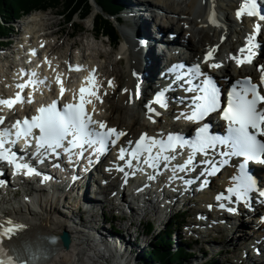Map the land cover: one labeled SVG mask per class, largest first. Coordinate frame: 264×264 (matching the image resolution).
<instances>
[{
	"label": "bare ground",
	"instance_id": "obj_1",
	"mask_svg": "<svg viewBox=\"0 0 264 264\" xmlns=\"http://www.w3.org/2000/svg\"><path fill=\"white\" fill-rule=\"evenodd\" d=\"M199 1L200 0L183 1V4H186L185 8L175 2L166 4L167 19H170L171 16L177 19V27H174V33L178 36V40L183 39L184 42L187 43V46L192 51L194 59L213 47H216L217 51L220 50L219 56L221 51L224 50L225 47L228 48L229 45L230 49L225 52L223 56L224 61L222 62L225 65L223 69L225 75H234L237 78L245 76L256 77V75L251 73L249 67L238 68L230 58V53L232 56L243 58L241 54L239 56L240 46L238 47V44L242 46L248 45V37L257 35L254 30L255 22L252 17L243 16L237 19L235 15L240 4L243 3V0H203V2L206 3L202 17L193 18L194 11ZM152 6L153 5H149L143 1L133 2L128 6H124L122 14L126 20L131 23V34L136 37V41L133 45H131L127 39L123 38L124 46L119 51L121 55H123L125 54L124 51L126 46L132 47L133 49L130 57L125 56L128 60V74L126 75L120 69L112 70L109 77L105 78L102 76L101 78V87H105V92H109L106 95L107 100L115 97L120 91L122 93H120L118 100L112 102L109 107L106 106V110L98 105L97 113L99 116H102V121L108 122L110 126L128 133L124 139L125 142L133 140L140 132L155 133L161 132L164 129L171 131L181 126V124L166 120L164 116L149 113L145 108V104L152 101L151 94L156 88V83L160 81L159 75L162 73L161 48L171 41L169 34L172 31V27H170L169 24L161 23L162 20L160 21L156 17L151 16L150 18L149 13H151L150 8ZM213 6H215V17L221 25V30H219L216 24L210 22L209 17L212 15ZM218 8L220 9L219 14L222 19L217 15ZM32 19L33 27L30 28L31 31L26 33L25 37L28 39L32 35H35L36 39L33 42L29 41L27 45L40 48L45 46L46 51L49 53L47 61H50V65L53 66L51 68L52 74L59 73V68H63L64 71L68 73L69 69L67 67L69 65L74 66L72 64V58H74V56L72 55L64 59L66 60L65 62L68 63L65 64L63 62L64 57H59L56 49L61 39L60 34L63 30H52V25L50 26V23H48L50 19H48V16L44 13L34 14ZM182 23L185 25L188 24L198 31L194 37L188 36L189 30H186L185 25H182ZM30 26H28V28ZM207 26L211 28L213 32V37L210 40L207 33L201 35L204 27ZM233 32L237 34V37L230 43V41H232L231 37L233 36ZM93 35L94 37L98 36L96 32H94ZM68 37H73V32H70ZM124 39L127 41L126 43ZM261 39L264 41V36H261ZM74 45L80 50V57L84 59L81 65L83 69L89 66H91L92 69L95 67H98L99 70L101 69L96 61L89 60L91 56L89 59L88 56L83 57L82 52H85L83 50L85 49L84 47L83 49L79 48L78 43H74ZM25 47L26 46H24L23 49L26 51ZM92 49L93 48H91V50ZM262 52L264 53V46H262ZM99 54L103 56V53ZM100 55L97 57L100 58ZM190 60H192V58H190ZM116 61L117 64L123 63L122 59ZM108 67L109 65H107V68ZM134 72L136 73L135 76L133 75ZM12 74L13 75L10 76L11 82H7L9 89L13 88L16 78L20 77L18 72L13 71ZM259 75L260 74L257 75V78ZM102 80L106 82V85L103 84ZM109 80L113 82V87L108 86ZM52 85L55 86V83L52 82ZM123 89H129L130 92H123ZM137 90L139 91V97L136 95ZM43 98L44 96H41V99ZM152 106L157 112L160 111L154 104ZM122 114H126V116H122ZM149 115L152 116V120L148 119ZM176 116L178 115H174L172 118L174 119ZM261 171L264 173V169H261ZM119 176L120 175L116 173H106V178L110 180L112 184L108 188L101 186V190L96 196H93L90 190L95 179V176H93L91 182L87 183V186L83 187V190H79L77 204H73L70 196H67L65 199L59 198V200H53L55 197V190L53 189L54 183L51 185L53 192L49 193L47 198H44L38 191L27 190L23 192L21 196L23 199L17 202L15 200V204H12L11 193H13L15 188H11L8 193L1 195L0 209L3 211L0 210V214L3 212L8 216L17 218L19 224L24 225L25 228L20 231L16 237H13L12 241H8V244L17 248H22L27 244L31 252L39 253L43 257L44 255L49 256L47 260L38 262L37 264H102L100 262L102 259H100V256L97 258L96 252L114 254V258L119 261V264H139L141 261L137 260H139L141 254L144 253V249H142L144 247L140 239H147L144 236L147 231L143 225L145 222L153 219L159 223V226H162L168 213L171 214L173 211L170 209L171 206L169 207V205L165 204L164 211L170 210L160 219L157 218L156 212H158V210L153 205L138 204L136 202V205H129V214L123 216L121 219L106 217L104 215L105 211L119 210V207L114 205L115 198L112 196L114 191L120 190V184L117 183V178H119ZM76 187L75 185L74 188ZM209 194V191L206 192L204 198H212V196L209 197ZM146 196H150V193H146ZM32 199H34V203H32ZM192 202L194 201L187 200L185 203L180 204V207L187 208L191 212L197 211L196 215L200 212L203 213L202 209L204 208L200 206H195L196 209L192 208ZM196 204L199 205L198 203ZM260 209H263V207L260 206L257 210ZM259 213H261V211L254 212L255 216L258 215L256 218H252V215H248L247 219H244L245 216H239V220L237 221L238 224L235 228L219 226L221 229L220 233L226 234L227 232V239L225 235L222 236V239H226V246L231 247H236L239 238V242H242L252 231L253 234L255 233L254 237L256 239L254 240L253 247L248 248L249 251L246 255L248 259L246 261L247 264H264V256L261 254L264 253V248L260 250L262 244H264V240L262 239L264 238V223L261 222L262 215ZM225 216L226 219H230L228 214H225ZM197 221L198 220H196V224H198ZM116 222L117 224H115ZM108 224L110 226H108ZM69 226H75L76 230L85 235L82 236L78 234V237L72 240L69 249H64L61 244H50L48 241L49 237L52 235H59V233L65 229L69 231ZM215 228L216 227H213V229ZM134 229L136 230L134 231ZM209 229L211 230L212 228L209 227ZM231 230L235 235L233 237L231 236ZM118 231L121 232L119 233ZM208 235L214 237L210 244L207 243V251L212 254L218 249L216 247L218 235H214L213 232H209ZM179 239L180 236L177 234L174 239L176 244L180 242ZM202 239H204V237H202ZM189 243L192 244L194 242L190 240ZM202 243H204V241ZM95 244H100V246H96ZM225 244L223 243V246H225ZM249 244L251 243H247V246ZM147 247L148 246H145V248ZM222 252L223 250H218V254L211 257L222 256L224 254ZM225 252L227 253V251ZM110 254H106V258L110 259L112 264H117ZM202 258L199 257L197 260ZM107 263L109 264L108 261Z\"/></svg>",
	"mask_w": 264,
	"mask_h": 264
},
{
	"label": "snow or ice",
	"instance_id": "obj_2",
	"mask_svg": "<svg viewBox=\"0 0 264 264\" xmlns=\"http://www.w3.org/2000/svg\"><path fill=\"white\" fill-rule=\"evenodd\" d=\"M237 19L243 16L258 17L260 21L264 22V14H262L261 7L258 0H243L239 9L235 13ZM210 22L218 24L215 17V6H213L212 15L209 17ZM255 33L264 36V29L260 23L255 24ZM257 35L248 37L247 49H240V52H249L245 59H239L236 56L230 57L235 60L238 65L243 63H252V57L255 53L252 49L264 45L256 44ZM43 46V45H42ZM217 51L213 47L205 54L202 64H206L209 69L220 68L221 63H210L214 59V53ZM31 55H36L35 50ZM45 61L51 64L50 61ZM201 63H197L189 67L182 75L175 77L176 81H182L185 92L202 93L191 98L193 110L191 114L185 115L181 113L185 119L189 121H201L208 117L211 113L219 111L222 119L227 122V136H220L211 134L209 123H204L201 127L196 129V137L194 140H188L178 134H169L165 139H156L148 136L147 133L142 134L135 146L129 150L125 147H120L118 151V159L125 161L127 168H133V161L138 163L141 157L147 153L143 159V163L152 169H157L161 161L166 162L164 167H168L172 161L177 159L179 153L176 152L177 147L183 148L188 146L192 149V154L183 163H178L172 166L173 175L170 180L183 179L177 175L181 172H190L195 169L197 163L205 165L202 175H214L217 171L218 165L211 156L218 150V146H225L229 149L227 152H221L223 156L243 157L244 163L239 164V174L232 177L235 182L232 187L227 189V195L223 193L217 195V201H225L226 203H219L221 209H225L226 205L235 204L237 202H248L250 194L258 195L264 198V190L257 191V185L253 177L246 171L247 162L264 163V94L258 90V85L252 83L251 79L243 82V92H238L236 88L232 89V95L227 99L225 107H221L220 92L216 88L211 77L202 71ZM39 67V66H38ZM183 65L173 66L172 71L177 72ZM261 72L260 84L264 85V65H257ZM70 71H81L82 66L69 65ZM96 69H92L88 76L84 78L77 94L73 95V102L63 103L58 106L59 101L53 100L47 106H41L36 109L37 115L30 119L25 118L23 121L17 119L11 127L0 128V165L12 166L13 176L23 173L26 176L36 175L42 176L43 181L51 179V177L43 175L33 165L26 162L28 155L27 149L32 147L33 140L35 141V152L39 163H44L49 158H59L62 154H67L70 161L73 157L77 159H89L91 153L100 154L105 152L109 145H116L121 137L127 135L123 131H118L114 127H108L106 122L97 121L93 118L96 112L93 98L100 103H103L100 95L101 85L96 78ZM19 75L23 79H27L23 83L16 84L17 91L12 98H0V108L6 106L12 111L17 104L25 102L24 90L31 89L32 92L39 89L40 85L49 87L48 77L41 78L36 71L20 70ZM135 76L136 73L134 72ZM62 74H57L55 82L59 87V99L63 100L66 94V87L64 81L61 79ZM205 77L199 83L194 81L199 80L200 77ZM185 77H188L185 79ZM108 86L113 87V82L108 81ZM123 92H130L129 89H123ZM251 94V99L248 94ZM107 95V93H104ZM139 97V91L136 93ZM184 98H181L183 102ZM33 102V96L30 93L27 96V103ZM93 105L92 113L87 110L88 105ZM153 104L160 107H167L165 92L161 91L156 94L152 101L145 104V108L149 113L159 115V112L152 106ZM258 105L260 106L258 108ZM178 119L180 117H177ZM7 117L0 115V125H5ZM152 120V116H148ZM155 122V121H153ZM14 130V131H13ZM34 130H38V135ZM259 137V138H258ZM24 141V147L19 149V153L14 149L19 142ZM133 142L128 141L131 145ZM159 149L153 154V149ZM79 150V151H77ZM174 153L171 155L165 153ZM20 153H23L21 155ZM85 153H89L86 156ZM203 154L205 159L197 161L195 159L197 154ZM126 156L128 159L126 160ZM91 162V160H90ZM58 167V164H54ZM125 166H117V170L124 173L125 178L130 175L125 171ZM143 171V169H140ZM132 175L135 172L131 173ZM150 180L156 179L154 175H149ZM125 179V182H126ZM186 184H191L192 180H185ZM9 183L6 178V171L4 167H0V187L6 186ZM203 186V184L201 185ZM212 207L211 205L209 206ZM230 212L237 211L234 207H227ZM25 228L24 225L18 224L10 218L0 220V264H36L37 256L26 244L22 248L9 245L7 241H12L20 231Z\"/></svg>",
	"mask_w": 264,
	"mask_h": 264
},
{
	"label": "rangeland",
	"instance_id": "obj_3",
	"mask_svg": "<svg viewBox=\"0 0 264 264\" xmlns=\"http://www.w3.org/2000/svg\"><path fill=\"white\" fill-rule=\"evenodd\" d=\"M117 1L119 3H122V4L124 3V6H126V5L128 6L130 3L139 2V1H143V2H146L147 4L153 5L156 8V10L154 11V15L160 21L162 20L161 23L169 24L170 27H172L171 28L172 31L170 34H174V31H175L174 27L175 28L177 27L176 19L173 16H171L170 19L169 18L167 19L166 17H163L164 19H162V17L160 18L159 12L162 11V13L164 14L165 12H167L166 8H165V6H167L166 4H172L174 2L176 4H179L183 8L186 7V4L185 3L183 4V1H186V0H179L180 3L178 2V0H117ZM201 1L202 0L199 1V4L194 11V14H193L194 17L193 18L202 17V15H203L206 2H204V4H202ZM91 3L93 5V11H92L93 13H92V15H90L88 17L87 20H84V21L80 20V18H79L80 15H79L73 21L67 22V17L64 15H61V13L64 11L63 8L49 9L47 11H35L31 15L23 18L20 21H15V20L11 21L8 23V27H10V26L14 27L15 32L19 33V35L11 34V37H13L15 40L21 41V37L23 35H25L27 31H31L30 28L33 27L32 16L34 14H37V13H44L48 16V19H50L49 20L50 22L48 21V23H50V26L52 25L51 26L52 30H58V29L63 30V32L60 34L61 39H60L58 45L56 46L57 54L59 57H64L63 60L68 58L69 56H72V55L75 56V54L76 55L79 54L78 50H76V46L74 45V43H78L79 48H82V49H83V47L85 48V49H83L85 52H82L83 57L88 56V59H89L91 56V58L89 60L90 61L91 60L96 61L97 64H99V66L101 67L100 71H101L102 76H108L112 70H119V69L122 70L127 75L128 70H129L128 69V60L125 59L122 64L116 63L117 62L116 60L121 55V53L119 51L123 48V45L120 44L116 49H112V47H110V45H109V40L107 38L102 37L97 42L93 41L92 36H94V35L92 34V28H93L92 18H93L94 14H96V15L101 14L102 9L99 8V6L94 2V0H91ZM160 7H162V8H160ZM116 12L117 11H115L114 13H112V12H108V13L113 15V17H117V16H119L120 13L119 12L116 13ZM111 19H112L113 23L119 28L120 26L115 23V19L114 18H111ZM121 20L125 21V17L123 15H122ZM128 23L130 25L127 23L121 25V28L126 30V34L131 30L130 29L131 23L130 22H128ZM182 25H185V24L182 23ZM28 26H30V27L28 28ZM185 29L189 30L188 36L194 37L195 34L198 32L196 29H193L188 24L185 25ZM201 29H202V27H201ZM70 32L71 33L73 32V34L76 33L73 38L68 37V34ZM204 33L208 34L209 40L212 39L213 32H212L211 28H209L208 26L204 27V30L201 32V35ZM235 38H236V36L233 34V36L231 37L232 41H230V43L233 42V40ZM8 41H9L8 39H6L4 41L5 45H7L6 48L0 49V53H2V55H0L1 56L0 57V93H3L6 89H8L7 82L11 81L10 76L13 73L12 70H15V68H16L15 66H17L16 63L15 64L13 63V60L11 57L6 58V56H4V55H8L10 53H11V55H15V57L17 56L16 55L17 49L13 45L12 46L8 45ZM122 41H123V38L121 36V42ZM91 48H93V49L91 50ZM229 49H230L229 45H228V48L227 47L224 48L225 51H227ZM99 53H101V54L103 53L102 54L103 56H101ZM99 55L101 56L100 58H98ZM64 61H66V60H64ZM234 61H233V63H234ZM16 62H18V59H16ZM107 65H109L108 68H107ZM11 67H12V70H11ZM104 93H109V92L106 91ZM120 93H122V92L120 91L115 97L110 98L109 100H106L104 102V110H106V108L109 107L112 102L119 99ZM122 116H126V114H122ZM20 199H23V198L20 197ZM196 206H198V205H196ZM196 212L197 211L186 212V213H184L183 217H180L181 219H179V220H183V218H184L185 223L190 222V223L196 224V220H197ZM257 216H255V218ZM115 224H117V222ZM108 226H110V225L108 224ZM162 227L164 228L165 226L163 225ZM114 230H115V228H114ZM135 230L136 229H134V231ZM141 231H142V228H141ZM177 231H178V234L181 233L180 239H179L180 243H178L179 245L181 244L185 247L186 243L189 240H194L193 237L188 238L189 234L185 233V230L183 227ZM177 231H175L174 234L172 235L173 239H175ZM226 234H227V232H226ZM144 236L147 239H140V242L142 243V246L144 247V248H142V249H144V253L141 254V258H139V260H137V261H141L139 264H144V260L147 257L145 252L148 251L149 249H151L154 246L156 240H158L157 236L154 232L152 233V235L150 237L145 232ZM231 236L232 237L235 236L233 234L232 230H231ZM249 238H250V236L248 235L247 237H245L242 240V242H237L236 247L226 246L225 243H224L225 246H223V243L221 241H217L218 245L216 247L219 249H222L224 252L227 251V253L225 252L222 256L213 258L212 263L213 264H232L233 261L236 260V258L242 257L241 255H243L244 253L247 254L249 250L247 249V247H245L244 243L248 242ZM204 239H205L204 243L206 241L212 240V238L209 236L208 237L204 236ZM192 245L193 246L191 249L193 252L197 253V255L194 254V257L187 259L185 264H206V262H207L206 260H208V259L210 260L209 255L206 256V258L203 257L204 256L203 253L205 251H207V247L202 246L201 243H199L197 245L192 243ZM145 246H148V247L145 248ZM172 248H173V250H175L176 247L173 246ZM188 250H189V252H191L190 249H188ZM206 255H207V253H206ZM199 257L200 258L203 257V258L197 260ZM146 261H148V260L146 259ZM100 262L102 264H106L104 261H100Z\"/></svg>",
	"mask_w": 264,
	"mask_h": 264
},
{
	"label": "trees",
	"instance_id": "obj_4",
	"mask_svg": "<svg viewBox=\"0 0 264 264\" xmlns=\"http://www.w3.org/2000/svg\"><path fill=\"white\" fill-rule=\"evenodd\" d=\"M95 1L106 13H114L119 8L117 0ZM57 8L64 9L61 15L67 17V22L73 21L79 15L86 18L93 11L91 0H0V35H8L10 33L7 27L8 23L22 15ZM94 26L98 34H104L106 38H110L114 43L119 44L120 34L118 29L105 14L96 16ZM4 43L0 42V45H5ZM180 223V221L174 220L166 227V231L158 237L154 246L145 252L148 261L145 259L144 264H185L186 260L193 255L189 252L188 247H180L177 250L178 252L172 248L174 245L172 232L179 228Z\"/></svg>",
	"mask_w": 264,
	"mask_h": 264
},
{
	"label": "water",
	"instance_id": "obj_5",
	"mask_svg": "<svg viewBox=\"0 0 264 264\" xmlns=\"http://www.w3.org/2000/svg\"><path fill=\"white\" fill-rule=\"evenodd\" d=\"M61 241V244H62V247L64 249H69L71 244H72V239H71V236L70 234L65 231V232H62V233H59V235H57ZM49 239V238H48ZM50 240V239H49ZM51 242V241H50ZM37 257H43L42 255H40L39 253L36 254ZM45 257H48V256H45Z\"/></svg>",
	"mask_w": 264,
	"mask_h": 264
}]
</instances>
